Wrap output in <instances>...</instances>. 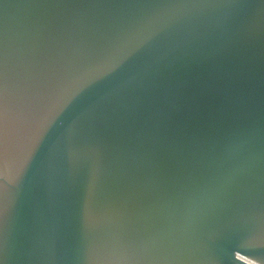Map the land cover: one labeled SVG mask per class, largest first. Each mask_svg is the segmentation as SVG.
Listing matches in <instances>:
<instances>
[{"label":"water","instance_id":"obj_1","mask_svg":"<svg viewBox=\"0 0 264 264\" xmlns=\"http://www.w3.org/2000/svg\"><path fill=\"white\" fill-rule=\"evenodd\" d=\"M165 14L174 48L152 84L95 111L37 102L44 61ZM0 67L4 264H107L86 249L116 241L166 264H264V0H0Z\"/></svg>","mask_w":264,"mask_h":264},{"label":"snow or ice","instance_id":"obj_2","mask_svg":"<svg viewBox=\"0 0 264 264\" xmlns=\"http://www.w3.org/2000/svg\"><path fill=\"white\" fill-rule=\"evenodd\" d=\"M173 5L215 4L222 0H158ZM170 14L153 17L130 27L113 31L86 50H76L72 58L62 59L55 66L45 61L33 74L37 102L50 95L61 100V110L68 112L79 103L86 110H99L107 102L129 96L152 84L162 74L165 63L172 55L174 44L167 41L169 30L177 23ZM111 78V80L109 79ZM111 81H118L113 86ZM97 88L104 95L95 101L90 93ZM8 82L0 67V123L8 105ZM5 240L0 230V256ZM89 258L103 257L107 264H166L167 253L145 244H126L116 241L109 246H90L85 253ZM0 264H4L0 258Z\"/></svg>","mask_w":264,"mask_h":264}]
</instances>
